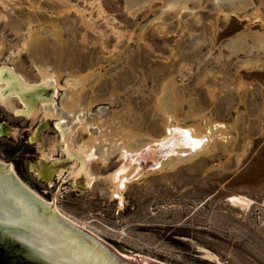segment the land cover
Here are the masks:
<instances>
[{
	"label": "rangeland",
	"instance_id": "rangeland-1",
	"mask_svg": "<svg viewBox=\"0 0 264 264\" xmlns=\"http://www.w3.org/2000/svg\"><path fill=\"white\" fill-rule=\"evenodd\" d=\"M171 1L0 0V67L30 84H39L41 67L58 76L52 105L61 118H48L43 151L65 160L67 146L85 147L91 183L72 182L81 161L51 189L25 163L12 178L121 254L157 264H264V0H188L178 13L166 9ZM165 83L172 95L161 113ZM164 113L181 127L209 125L213 137L182 163L162 156L111 196L107 177L125 172L119 149L162 138ZM0 121L19 128L10 129L19 141L26 123L1 108ZM90 144L107 148L104 161ZM19 151L0 138V165Z\"/></svg>",
	"mask_w": 264,
	"mask_h": 264
},
{
	"label": "bare ground",
	"instance_id": "bare-ground-1",
	"mask_svg": "<svg viewBox=\"0 0 264 264\" xmlns=\"http://www.w3.org/2000/svg\"><path fill=\"white\" fill-rule=\"evenodd\" d=\"M187 1L188 0H173L167 4L166 9L178 13L181 10L186 9ZM215 1L216 4L218 5L221 0H215ZM230 1H234L235 4V2L241 3V1L243 0H230ZM241 10H244V8L240 4L234 6L232 12H239V11L241 12ZM30 38L33 39L35 37L33 34H31ZM43 68L41 67L38 69V74L40 76L39 84L38 83L30 84L29 82H26V80H24L22 77L16 75L10 69L1 66L0 67V105L5 110L14 113L16 115L25 116L26 118H34L39 111H42V116L44 119L54 117L60 121L61 118L60 113H57V111L54 110L55 107H53L52 105V96L55 93L54 87L57 86L58 76L50 74L48 70ZM78 81L79 80H77L76 82H70L69 84L76 86L79 83ZM79 84H81V82ZM168 95H172V89L170 85L165 83L160 90V95L156 99V109L161 113H163L164 108H166L164 100ZM12 98H16L19 102H21L24 109L19 110L18 108H16V105H14V101ZM174 104H172L173 107ZM69 108H70L69 112L72 114H75L80 111L77 105H70ZM162 117H163L162 120L164 123V132H165L162 138L148 140L140 146L139 145L131 146L129 147V149L125 147L119 149L122 154L121 157L123 159L122 168L125 169V172L123 173L124 175H122V177H119L120 176L119 175L118 176L119 178L118 177L114 178L113 176L107 177V180L111 183V188H112L111 196L119 197V194H121V191L125 187L126 183L137 172H140L144 169L143 165L147 161H153L154 159H158V157L161 156L162 154H167L170 159L168 162H172V164L173 161L177 162L183 159H189L193 157L195 153L198 152L199 149L201 150V148L204 147L205 140L207 141V139L212 136L211 135L212 133L210 132L211 127L209 125H206L205 130L201 131L195 127L187 128V127L179 126L175 121V116L173 114L166 115L164 113ZM56 127L58 128V130H60L62 124L58 122L56 123ZM7 133L10 135H14V132L10 129H7ZM67 139L69 138L67 137ZM31 140H34V137H32ZM90 145L92 148L97 149V147L94 144H90ZM151 145H158L160 148L162 147L163 153H159L158 150H152L150 148ZM58 147H60V145H55L54 149H57ZM71 148L68 146L66 147V151H64L66 152L65 160H60V161L56 160L53 161L52 163H49L50 155L46 154L47 152L45 153L43 151L41 145H38V151L40 153L41 160L36 166V169L37 171H39V168L45 169L47 180H49L53 174H57V176L60 178L64 174V170L68 165L70 164L75 165V162L81 161L79 162L78 165L76 164V167L74 166L72 172V182L74 185H77L83 189L88 188L90 186L91 179L89 178L90 176L88 177L87 173L85 172L84 163L82 160V155L86 153V151H82L85 149V147L82 150L79 149L80 147L78 148L79 150H72ZM86 148H88V146ZM97 153L99 155V156L97 155L99 159L104 161V158L105 156H107L108 151L107 148H101V149L98 148ZM133 164L134 166L132 167ZM169 165H171V163Z\"/></svg>",
	"mask_w": 264,
	"mask_h": 264
},
{
	"label": "water",
	"instance_id": "water-1",
	"mask_svg": "<svg viewBox=\"0 0 264 264\" xmlns=\"http://www.w3.org/2000/svg\"><path fill=\"white\" fill-rule=\"evenodd\" d=\"M163 153L162 147L151 145ZM196 154V153H195ZM158 159L143 170L158 168ZM0 165V264H157L113 251L27 192Z\"/></svg>",
	"mask_w": 264,
	"mask_h": 264
},
{
	"label": "flooded vegetation",
	"instance_id": "flooded-vegetation-1",
	"mask_svg": "<svg viewBox=\"0 0 264 264\" xmlns=\"http://www.w3.org/2000/svg\"><path fill=\"white\" fill-rule=\"evenodd\" d=\"M54 98V97H53ZM14 101V105H17L16 108L24 109L21 102H19L16 98H12ZM0 108L11 115L15 119H20L26 123V127L22 129V136L19 138H16V136H12L7 133V129H13L14 131H18V127H11L9 124H7L4 121H0V138L4 137L7 139H12L13 143H15L18 147L21 148V151L14 154L12 157H10V161L8 164H5L3 167L4 175L7 177H14L16 174L19 176H22V165L25 163V171L32 175L33 178L40 182L44 187L51 189L53 187V183L60 182V178L57 176V174H53L52 177L47 180L45 169L39 168V171H37L36 166L38 165L40 158V153L38 151V144H42L43 149L45 150L44 146V139L43 135L46 132V128L48 126V119H44L42 116V111H39L36 116H38L34 121H31L33 118H26L22 115H16L14 113H11L7 110H5L1 105ZM41 115V116H40ZM58 123V122H57ZM56 125V124H55ZM56 130H58L57 127H55ZM60 131V130H58ZM15 134V133H14ZM32 137H34V140H31ZM24 150V152H23ZM23 157H29V158H35L36 160H31L24 162ZM8 159V157L6 158ZM49 163H52L53 161H60V159H49ZM44 171V172H43ZM40 193L43 195H47L48 192L40 190Z\"/></svg>",
	"mask_w": 264,
	"mask_h": 264
}]
</instances>
